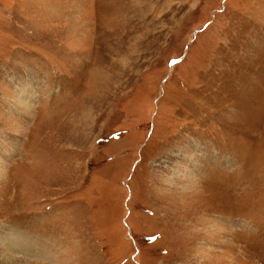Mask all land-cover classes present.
I'll return each instance as SVG.
<instances>
[{"label": "rangeland", "instance_id": "1", "mask_svg": "<svg viewBox=\"0 0 264 264\" xmlns=\"http://www.w3.org/2000/svg\"><path fill=\"white\" fill-rule=\"evenodd\" d=\"M0 235L264 264V0H0Z\"/></svg>", "mask_w": 264, "mask_h": 264}, {"label": "bare ground", "instance_id": "2", "mask_svg": "<svg viewBox=\"0 0 264 264\" xmlns=\"http://www.w3.org/2000/svg\"><path fill=\"white\" fill-rule=\"evenodd\" d=\"M7 231L6 233H8ZM19 235V234H18ZM21 238V237H19ZM5 244V245H4ZM10 245V247H6ZM18 237H6L5 235H0V264H13L16 261V253L26 252L28 254L36 255L37 252H31L27 246H24ZM35 253V254H33Z\"/></svg>", "mask_w": 264, "mask_h": 264}]
</instances>
